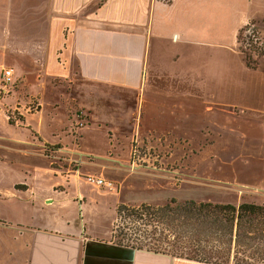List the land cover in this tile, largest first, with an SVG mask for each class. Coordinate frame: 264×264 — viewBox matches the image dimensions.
I'll list each match as a JSON object with an SVG mask.
<instances>
[{
  "label": "crops",
  "instance_id": "0c3cea01",
  "mask_svg": "<svg viewBox=\"0 0 264 264\" xmlns=\"http://www.w3.org/2000/svg\"><path fill=\"white\" fill-rule=\"evenodd\" d=\"M250 7L236 0H0V58L14 61L5 68L15 79L0 103L33 91L43 105L26 118L32 134L0 135V264H203L116 245L108 219L116 199L89 181L108 180L104 166L80 158L111 149L100 124L119 129L139 120L148 131L195 115L200 100L207 111L227 107V66L254 71L237 45L239 29L259 19ZM57 84L66 92L61 103L89 121L83 132L64 131L65 118L50 110L56 101L43 98ZM251 100L264 115V75ZM138 162L132 158L134 168L143 167ZM130 177L137 179L123 178ZM86 184L97 189L91 197Z\"/></svg>",
  "mask_w": 264,
  "mask_h": 264
},
{
  "label": "rangeland",
  "instance_id": "374dc122",
  "mask_svg": "<svg viewBox=\"0 0 264 264\" xmlns=\"http://www.w3.org/2000/svg\"><path fill=\"white\" fill-rule=\"evenodd\" d=\"M236 2L240 6L243 4V8L250 4L251 12L259 13V19L249 23L256 22L264 35V0ZM250 35L253 38L252 31L242 35L241 45L237 42L239 50L241 47L250 53L246 40ZM12 62L9 55L2 56L0 71ZM209 67L212 72L216 71L214 60ZM225 74L230 89L225 99L227 107L207 111L206 104L200 100L197 101L195 115L184 117L181 113L180 120L173 123L157 121L149 125L148 131L139 120L131 123L130 127L123 125L119 129L108 123L100 124V131L111 142V149L102 157L91 155L80 159L81 163L89 166L103 165L104 178L114 184L113 189L100 187L107 193L111 191L112 197L108 199H116L108 210V219L112 216L114 224L117 207L121 204L165 205L175 200L179 204L237 205L253 202L264 205V115L253 110L251 100L252 85L257 83L258 75L261 78L264 75V58L257 70L243 72L228 65ZM28 83L31 84L29 89H38L33 80ZM16 94L18 102L8 98L5 104L0 103V135L6 132L32 134L31 127L26 125V118L42 111L40 95L36 96L33 91ZM42 95L46 101L51 97L56 101L57 108L50 110L59 112L61 119L65 118L61 123L64 131L81 133L90 126L80 109L74 110L62 104L66 92L61 85H55L51 91H43ZM30 104L33 111L27 113L24 107ZM16 107L23 114L15 111ZM72 113L79 117L78 122L71 121ZM9 117L14 120L13 125L9 124ZM142 141L154 148L147 150L145 145L144 148L139 146L136 153H132L133 145H141ZM134 157L139 161L137 165L142 164L143 167H133ZM130 174H136L137 179L130 177L124 180L123 177ZM3 175L0 172V181ZM82 179L84 184V177ZM86 186V194L93 196L97 189L88 184Z\"/></svg>",
  "mask_w": 264,
  "mask_h": 264
},
{
  "label": "trees",
  "instance_id": "16d2710c",
  "mask_svg": "<svg viewBox=\"0 0 264 264\" xmlns=\"http://www.w3.org/2000/svg\"><path fill=\"white\" fill-rule=\"evenodd\" d=\"M168 3L171 0H164ZM247 37L244 62L257 70L264 58V35L257 23L241 27L237 42ZM9 124L14 120L9 117ZM116 245L168 254L203 264H264V205L253 202L207 204L175 200L165 205L117 207L113 226Z\"/></svg>",
  "mask_w": 264,
  "mask_h": 264
},
{
  "label": "built area",
  "instance_id": "2783aa9c",
  "mask_svg": "<svg viewBox=\"0 0 264 264\" xmlns=\"http://www.w3.org/2000/svg\"><path fill=\"white\" fill-rule=\"evenodd\" d=\"M15 79H14V70L11 68H3L1 73H0V94H5L8 91V87L11 86L14 83ZM24 108H26V112H32L33 107L32 104L25 106ZM14 110H18L21 114L22 111L19 108H14ZM136 153V151H134V154ZM90 182L96 184L98 187H106V188H111L113 189L114 184L110 181H107L103 178H90L89 179Z\"/></svg>",
  "mask_w": 264,
  "mask_h": 264
}]
</instances>
